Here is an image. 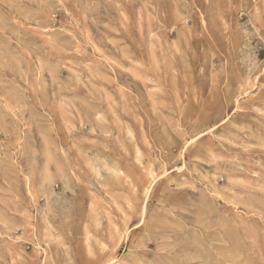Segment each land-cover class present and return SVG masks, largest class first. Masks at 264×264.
I'll list each match as a JSON object with an SVG mask.
<instances>
[{
	"label": "rangeland",
	"instance_id": "rangeland-1",
	"mask_svg": "<svg viewBox=\"0 0 264 264\" xmlns=\"http://www.w3.org/2000/svg\"><path fill=\"white\" fill-rule=\"evenodd\" d=\"M0 264H264V0H0Z\"/></svg>",
	"mask_w": 264,
	"mask_h": 264
}]
</instances>
